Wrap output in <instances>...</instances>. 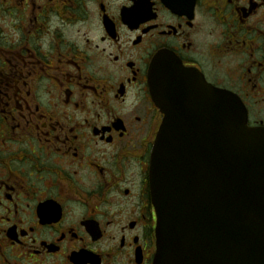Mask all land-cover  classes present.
I'll use <instances>...</instances> for the list:
<instances>
[{"label": "flooded vegetation", "instance_id": "af4514ba", "mask_svg": "<svg viewBox=\"0 0 264 264\" xmlns=\"http://www.w3.org/2000/svg\"><path fill=\"white\" fill-rule=\"evenodd\" d=\"M159 50L264 126V0H0V264L152 263Z\"/></svg>", "mask_w": 264, "mask_h": 264}, {"label": "water", "instance_id": "95a60500", "mask_svg": "<svg viewBox=\"0 0 264 264\" xmlns=\"http://www.w3.org/2000/svg\"><path fill=\"white\" fill-rule=\"evenodd\" d=\"M147 77L164 114L149 164L152 264H264V127L170 53Z\"/></svg>", "mask_w": 264, "mask_h": 264}]
</instances>
